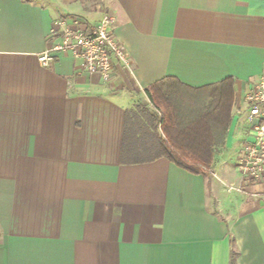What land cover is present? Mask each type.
Here are the masks:
<instances>
[{
  "label": "crops",
  "instance_id": "crops-1",
  "mask_svg": "<svg viewBox=\"0 0 264 264\" xmlns=\"http://www.w3.org/2000/svg\"><path fill=\"white\" fill-rule=\"evenodd\" d=\"M105 11L131 69L104 80L71 52L40 62L57 19L88 31ZM263 68L264 0H0V264H230L232 251L264 264V190L227 186L240 182V102ZM164 77L235 79L209 174L122 161L127 109Z\"/></svg>",
  "mask_w": 264,
  "mask_h": 264
},
{
  "label": "trees",
  "instance_id": "trees-1",
  "mask_svg": "<svg viewBox=\"0 0 264 264\" xmlns=\"http://www.w3.org/2000/svg\"><path fill=\"white\" fill-rule=\"evenodd\" d=\"M143 93L148 103L141 101L126 112L123 163L165 157L192 173L209 174L227 151L235 79L191 87L175 77H164ZM236 255L232 251L230 264H236Z\"/></svg>",
  "mask_w": 264,
  "mask_h": 264
},
{
  "label": "built area",
  "instance_id": "built-area-1",
  "mask_svg": "<svg viewBox=\"0 0 264 264\" xmlns=\"http://www.w3.org/2000/svg\"><path fill=\"white\" fill-rule=\"evenodd\" d=\"M115 21V16L105 11L100 21L87 31L73 28L65 18L57 19L52 33L59 41L39 56L40 62L49 66L54 60L53 51L71 52L82 60L84 70L104 80L111 78L116 64L131 69L134 61L114 32ZM238 116L244 129L235 156L240 182L228 183L229 190H243L250 184L264 183V68L242 97ZM231 158L234 157H228Z\"/></svg>",
  "mask_w": 264,
  "mask_h": 264
},
{
  "label": "rangeland",
  "instance_id": "rangeland-1",
  "mask_svg": "<svg viewBox=\"0 0 264 264\" xmlns=\"http://www.w3.org/2000/svg\"><path fill=\"white\" fill-rule=\"evenodd\" d=\"M141 101H143V102H147L148 103V100H147V98L143 95V96H140V95H137V96H135V98L133 99V103L131 104V106H130V108H133V107H135L138 103H140ZM129 108V109H130ZM236 112H237V109H235L234 110V112L233 113H235L236 114ZM238 113V112H237ZM159 130H160V132L162 133V124H161V122H160V125H159ZM234 140H236V137L234 136V135H232V138H231V141L232 142H234ZM237 141V140H236ZM224 158V157H223ZM225 160H227V162H229V164H227V165H229V166H231L232 164V160H228V159H225ZM221 162V161H220ZM219 166V165H218ZM217 166V167H218ZM216 168V167H215ZM238 184V183H237ZM249 186V185H248ZM251 186H259V188H262L263 190H264V183H258V184H251ZM246 188H247V186H246Z\"/></svg>",
  "mask_w": 264,
  "mask_h": 264
}]
</instances>
